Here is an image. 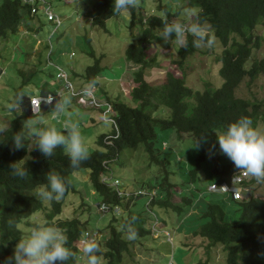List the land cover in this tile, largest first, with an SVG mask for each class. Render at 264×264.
<instances>
[{
    "label": "trees",
    "instance_id": "1",
    "mask_svg": "<svg viewBox=\"0 0 264 264\" xmlns=\"http://www.w3.org/2000/svg\"><path fill=\"white\" fill-rule=\"evenodd\" d=\"M156 2L157 11L162 12V16L141 14L136 18L137 8L129 10L131 27H142L137 43L130 44L124 53V61L138 68L134 73V86L129 91L131 104L119 99L112 100L101 90L104 97L101 98L103 100L98 99L111 104L117 130L100 135L96 141L99 149L89 152L88 159L73 168L59 147L48 158L34 148L30 151L25 148L15 149L11 137L20 130L22 122L31 117L27 111L13 118L0 133V262L12 255L15 243L23 238L24 233L19 225L38 212H44L47 225L58 227L66 236V246L73 253L67 264H80L83 257L86 261L78 248L79 237L85 233L80 228V221L76 218L54 219L60 214L65 198L72 191H76L72 175L79 170L88 171L90 189L101 202L110 209L117 207L123 210L119 218L112 214V219L105 227L103 243H98L99 255L104 264H126L124 258L131 254L132 245L137 239L149 238L154 229L161 231L166 227V222L156 214V209L171 211L178 215L179 221L184 220L199 195L193 197L184 194L185 189L173 182L174 172L171 170L170 160L161 155L160 148L165 143H159L160 132L172 130L177 135L187 134L205 144L198 151L194 167L186 172L185 183L190 184L183 183L186 189L196 184L195 190L198 191V172L200 164L206 159L215 158L212 170L214 179L210 184L227 181L233 173L239 171L219 152L215 138L219 135L218 132L221 134L230 122L241 116L249 117L254 127L257 123L264 125V101H249L235 95L236 90L246 80L247 84H253L256 79L264 77V57L253 59L252 50L258 43L252 42L251 38L255 26L259 22L264 23V0H170L175 5L167 2L163 4L162 0ZM111 5L112 0H94L87 12L92 26L105 29L106 21L117 16L112 15ZM186 7L197 9L196 18L204 27H209L206 30L207 36H211L212 40L214 37L222 46L213 55V62L219 65L217 73L222 80L219 88L214 89V86L206 83L204 89L198 90L186 84L183 65L188 58L199 52L198 47L192 46L191 36L187 37L188 46L179 48L178 59L172 62L179 72L167 71L164 82L159 85H152L144 79L145 70L161 67V63L154 57H145V51L151 46L154 47L155 32H160L162 28L161 19L169 22L177 20L179 12L182 14L181 10ZM33 16L35 15L31 14V6L25 0H2L0 39L18 33L19 28L25 24L24 21L33 19ZM88 55L94 58V64L88 66L82 75L85 83L97 78L102 71L99 59L92 50L88 51ZM250 57L252 63L247 67ZM16 94L21 95V91L18 90ZM28 104L29 99L21 96L19 105L26 107ZM160 110H166L168 117H155L154 114ZM108 135H116V138L110 139L111 144L104 142ZM141 145L149 160L162 172L160 182H156V186L149 190H144L145 194L136 193L132 196L123 191L124 196H120L119 189L109 186L106 181L109 165L119 159L123 150H135ZM23 158L29 174L23 178L15 177L9 166ZM49 171L59 173L69 183L63 198L48 201L47 206L34 192L38 186L46 184L45 175ZM255 183L251 178L243 185L249 187ZM205 195L210 196L206 202L207 211L202 213V222L193 232L194 235L205 239L209 243L207 248L220 245L225 253L226 264H264V200L251 196L243 202H236L239 218L228 221L222 208V200L211 204V195ZM220 195L229 199L225 194ZM143 197L147 202L144 208L137 209L136 201ZM173 197H179L180 202L174 203ZM129 201H133V204L128 205ZM231 213L234 214L235 210ZM128 228L135 230L134 239L127 238Z\"/></svg>",
    "mask_w": 264,
    "mask_h": 264
},
{
    "label": "rangeland",
    "instance_id": "2",
    "mask_svg": "<svg viewBox=\"0 0 264 264\" xmlns=\"http://www.w3.org/2000/svg\"><path fill=\"white\" fill-rule=\"evenodd\" d=\"M1 2L2 0H0ZM166 2L175 5L170 0H162L163 4ZM93 3L94 0H50L51 11L60 20V27L56 31H54V25L46 21L44 14L39 12L37 14L39 26L36 31V27H32L30 34L19 33L18 31L15 35H8L7 38L0 39V133L8 127L13 118L19 115V108L13 110L9 107L16 98L18 90L21 91L24 99H31L30 93L39 97L41 91L44 90L54 96L56 91L54 88L60 90L63 87L65 89L63 81L56 77V68L67 74L68 81L76 90L75 83L82 82L85 69L94 64V58L88 55L89 50L93 51L102 67L101 73L96 78L99 81L96 89L102 88L103 93L112 100L119 99L124 103L131 104L129 91L134 86V73L137 72L138 68L132 63L124 61V53L130 44L137 43L142 27L139 25L131 27L129 13L126 16H115L107 20L105 29L92 26L87 12L91 9ZM157 5L156 0H136V18H139L141 14L162 16V12L157 11ZM179 15V18L174 21L187 20L183 13L180 14L179 12ZM32 21L30 19L24 22L30 24ZM260 24L255 28L257 31L255 36L261 37L258 31H264V26H260ZM205 28L209 30V27L205 26ZM158 33L155 32L154 47L151 46L145 51L146 59L154 57L157 62L161 63L159 68L153 67L144 71V79L152 85L162 84L167 71L175 70L179 72L176 69L177 66L172 63L178 59V48L175 42L171 40L168 42L163 41L158 37ZM262 37L264 38V32H262ZM38 40L44 42L43 45L46 47L45 49L43 45L37 47L41 48V63L39 65L32 60V49ZM220 46V42L213 37V44L210 47L203 45L198 47L199 52L187 59L182 71L184 70L185 82L188 86L198 90L204 89L206 83H210L214 86V89L221 86L222 80L217 73L219 65L213 62V55L222 49V46ZM257 50L256 52L253 51V59H260L264 55L259 54ZM261 50L264 52V42ZM251 59L250 57L247 67L252 63ZM35 60H38V57ZM49 61L53 65H50ZM72 69L75 70L77 75H74ZM65 90L68 91V89ZM235 95L249 101H264V77L256 79L253 84H247L246 80L236 90ZM19 107H21V113L27 111L29 116L32 115L30 102L26 107L20 105ZM262 108L264 109L263 106ZM45 110L41 109L40 113L45 122L56 126L58 129L62 128L65 122L77 123L89 152L99 149L96 141L101 134L106 135V133L114 130L110 123L104 121H98L91 125L86 122L85 115L82 112L76 113L77 108L75 107L72 108V111L68 109L64 115L62 114L63 116L58 115L56 118H52L51 111ZM154 116L166 118L168 112L160 110ZM255 127L264 130V125L261 123H257ZM159 139L161 145L165 143V145L163 144L164 147L160 148L162 150L161 155L170 160L171 170L174 172L173 182L185 189L184 194L193 195V197L199 195V197L182 221H179L178 215L171 211L154 209L156 214L166 222L164 225L171 238L167 239L165 236H159L154 232L149 238L137 239L132 245L131 254L125 256L124 263L226 264L225 253L220 245L207 248L209 243L205 239L194 235L193 232L202 222L200 220L202 213L207 211L206 202L210 196L205 194L211 195V204H217L218 201L222 200V208L228 221H235L239 218V207L236 202L242 201L234 202L231 195L228 199L220 194L208 193V186L214 179L212 170L215 158L206 159L200 164L198 191L195 190L196 184L188 186V189L184 186V184L190 185L185 183L186 172L194 167L198 151L205 146L202 140H197L187 134L177 135L172 130L160 132ZM107 175H111L113 179L119 181L117 188L120 189V192L124 191L127 195L132 194L133 196L136 193L145 194L144 190L156 186V182H160L162 172L149 160L144 147L141 145L135 150H123L119 155V159L109 165ZM87 177L88 171L86 170H79L72 175V180H75L76 183V191H72L65 198L60 214L54 219H78L82 231L93 233L98 243L102 244L105 227L112 219L113 213L101 211L100 207L103 202L97 195L92 193ZM250 187L246 191H251L252 196L264 198V182H256ZM201 190L203 193L200 194ZM224 198L226 201L223 205ZM172 201L179 203L180 198L173 197ZM132 202L129 201L128 205L133 204ZM146 202V198H139L136 201V208H144ZM45 204L48 206L49 202L45 201ZM234 210L235 213H231ZM122 213L123 210L119 209L114 216L119 218ZM38 222L48 223L45 221L44 212L31 215L19 225L22 233H24L23 238L30 233ZM79 247L80 237L78 240ZM83 258L80 260V264H86ZM101 264H104L102 259Z\"/></svg>",
    "mask_w": 264,
    "mask_h": 264
},
{
    "label": "clouds",
    "instance_id": "3",
    "mask_svg": "<svg viewBox=\"0 0 264 264\" xmlns=\"http://www.w3.org/2000/svg\"><path fill=\"white\" fill-rule=\"evenodd\" d=\"M135 6L136 0H112L111 12L112 15L126 16L129 10ZM182 13L183 16L187 18V22H169L165 19H161L162 28L157 34L158 37L165 42L169 40L174 41L178 49L188 46V36L192 37L193 47H200L202 45L210 47L213 44V40L211 37L207 36V31L203 23L196 18L198 15L197 9L194 7H186L182 10ZM259 23H261L260 26H264V23ZM255 28L251 32V38L252 42H257L258 45L252 50V53L253 51L256 52L258 49V53L263 55L264 52L261 48L264 42V38L262 37V32L264 31H258L261 37L255 36L257 32ZM97 84L98 80L93 78L80 89L79 95L82 102L93 100ZM73 95L74 93L72 92L62 97L57 95L58 99L51 109L52 118H56L58 115L65 113L68 106L72 103ZM21 96L22 95L18 94L9 105L11 109L15 110L19 108L20 110L19 102ZM40 99L39 97L36 100H31L32 115L22 122L20 130L11 137L13 147L15 149L25 148L29 151L34 148L45 158L52 157L54 150L59 147L64 155L67 156L70 166L73 168L78 167L82 161L88 159L89 149L80 134L77 123L65 122L62 128L59 129L54 125L47 124L40 114ZM52 100L53 97H46L45 103H50ZM43 106L50 107V105ZM102 119H104L105 123L108 122L106 118ZM215 140L218 144L219 152L224 154L239 171L233 173L227 181L210 184L207 191L209 194H225L228 197L231 195L234 202L239 200L243 202L252 196L249 195L251 191H246L248 187L243 185L244 182H247L251 178L258 183L264 182V130L254 127L249 117L241 116L235 121L230 122L221 134L216 136ZM25 163L26 161L24 158L12 162L9 166L11 174L19 178L28 175L29 173L24 166ZM242 172L246 174L243 178V182L240 185L232 186L230 181L231 177L241 174ZM45 178L46 184L38 186L34 195L41 201L62 199L69 181L59 173L52 171L47 172ZM115 180L117 179H113L111 175L106 178V181L111 187H118V180V184L112 186V182ZM224 185H226L228 190H223L222 187ZM249 188L251 187L249 186ZM235 190L239 195L237 198L234 197L232 193ZM119 193L120 196H124L123 191H119ZM261 199L264 200V198ZM102 205L106 206L105 203ZM102 205L100 208L104 213L111 212L116 214V211L119 210L117 207L110 209L108 206H106L107 210H103ZM154 232L158 235L160 233L167 239L171 238L166 227L162 228L161 231L154 229L152 234ZM135 236V230L128 228L127 238L131 240L134 239ZM66 244V236L61 229L56 226L38 222L25 238L17 240L12 255L3 262H0V264H67V261L73 257V253ZM79 250L83 256L86 257V264H101V257L99 255L100 247L93 233L85 232L80 236Z\"/></svg>",
    "mask_w": 264,
    "mask_h": 264
},
{
    "label": "built area",
    "instance_id": "4",
    "mask_svg": "<svg viewBox=\"0 0 264 264\" xmlns=\"http://www.w3.org/2000/svg\"><path fill=\"white\" fill-rule=\"evenodd\" d=\"M25 1L31 6V14L32 15H37L39 12H42L45 16L46 21H48L49 23H52L54 25V31H56L57 28L60 27L59 18L56 17L53 14V12L51 11L50 0H25ZM66 76H67V74L63 70L56 68V77L63 81V86L65 87V89H68V93L72 92V93H74V95L72 96L73 98H80L81 99V97L79 95L80 89L79 90L73 89L72 84L68 81ZM49 96H51V95H47L45 97H40L41 98L40 103H39L40 110H41L43 105H51L54 103L55 98L53 96H51V97H53L52 102L45 103V98L49 97ZM36 99L37 98L29 99L31 107H32L31 100H36ZM86 104L89 108L99 110L100 115H101V119L106 118L108 121L107 123H110L115 131L117 130L116 129L117 128L116 121L114 119L115 115H114L113 108H112L111 104H109L107 102L100 101L96 97L95 93H94L93 100L86 102ZM33 107H35V106H33ZM102 121H104V119H102ZM112 138H116V135L113 137L111 135L106 136L104 138V142L106 144H111L110 139H112ZM245 175H246L245 172H242L241 174H237L236 176L231 177L230 181L232 183V186L233 185H240L243 182V178ZM117 184H118L117 180L112 182V186H116ZM222 188L224 191L228 190L226 188V185H224ZM229 189H231V188H229ZM232 193H233L234 197H236V198L239 197L236 190ZM102 209L107 210V207L102 205Z\"/></svg>",
    "mask_w": 264,
    "mask_h": 264
},
{
    "label": "crops",
    "instance_id": "5",
    "mask_svg": "<svg viewBox=\"0 0 264 264\" xmlns=\"http://www.w3.org/2000/svg\"><path fill=\"white\" fill-rule=\"evenodd\" d=\"M37 16L38 15L33 16V19H32L33 21L30 24H26L25 23L22 27H20L19 28V33L30 34V32L32 30V27H36L35 28V31H36L38 29V26H39V18ZM36 18H37V20L35 21ZM31 34H33V33H31ZM43 43L44 42H41L39 40L36 41V43L34 44V47L32 49V51H33L32 60L35 61V63L38 64V65H39V63H41V50H40L41 48L39 49L37 47L39 45L40 46L43 45ZM43 47H44V49L46 48L44 45H43ZM36 57H38V60H35ZM48 63L50 65H53L52 62H50V61ZM72 72L74 73V75H77L75 70L72 69ZM98 83H99V81H98ZM85 84L86 83L84 81L76 82L75 83V86H76L75 88H77L76 90L81 89ZM54 89L56 90L55 93H54V96H56V97H54L50 92L42 90V88H41V90H42L41 92L42 93H41V96H39V97L46 96V95H51V96H53L55 98V101H56L58 99V96L62 97L64 95L68 94V91L63 89V87H61L60 90H59V88H54ZM101 90H102V88H98V89L95 88V91H94V93L96 94V97L100 98V99L104 97L103 93H101L104 90H102V91ZM30 96H31V98H38V97L34 96L33 93H30ZM28 99H30V98H28ZM101 100H103V99H101ZM55 101H54V103H55ZM52 107H53V105L50 106V107L43 106L41 109H46L45 111H51ZM73 107L77 108V112L76 113H81L82 112L85 115L84 119L86 120V122H89L91 125L95 124L98 121H102L101 115H100V111L96 110V109H93V108H89L87 106L86 102H82V100L80 98H73L72 97V104H70L68 106L67 110L69 109V110L72 111ZM20 109H21V107H20ZM66 111H65V113H66ZM65 113H63V115ZM20 114H21V110H19V115ZM60 115L63 116L62 114H60ZM107 134H109V133H106V135ZM101 135H103V134H101Z\"/></svg>",
    "mask_w": 264,
    "mask_h": 264
}]
</instances>
